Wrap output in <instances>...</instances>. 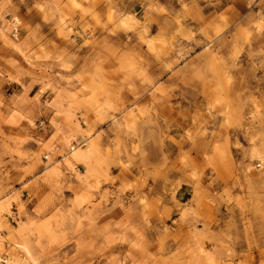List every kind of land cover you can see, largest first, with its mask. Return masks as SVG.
Masks as SVG:
<instances>
[{"label": "clouds", "instance_id": "1", "mask_svg": "<svg viewBox=\"0 0 264 264\" xmlns=\"http://www.w3.org/2000/svg\"><path fill=\"white\" fill-rule=\"evenodd\" d=\"M0 264H264V0H0Z\"/></svg>", "mask_w": 264, "mask_h": 264}]
</instances>
